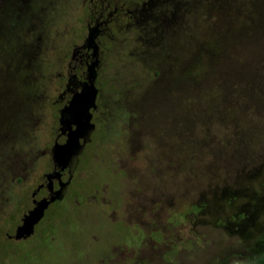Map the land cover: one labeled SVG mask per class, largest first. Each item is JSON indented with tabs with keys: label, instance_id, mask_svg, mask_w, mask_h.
<instances>
[{
	"label": "rangeland",
	"instance_id": "rangeland-1",
	"mask_svg": "<svg viewBox=\"0 0 264 264\" xmlns=\"http://www.w3.org/2000/svg\"><path fill=\"white\" fill-rule=\"evenodd\" d=\"M86 1L12 0L0 17V264L38 263L31 244L5 234L65 141L58 96L73 44L89 34ZM195 27L193 43L213 24ZM117 34L97 79L91 141L67 196L37 226L39 247L90 226L104 239L119 220L130 238L105 264H249L264 252V74L252 96L241 84L223 100L218 74H200L199 90L195 70L183 87L179 61L161 88L166 62L143 59L136 34Z\"/></svg>",
	"mask_w": 264,
	"mask_h": 264
},
{
	"label": "flooded vegetation",
	"instance_id": "flooded-vegetation-1",
	"mask_svg": "<svg viewBox=\"0 0 264 264\" xmlns=\"http://www.w3.org/2000/svg\"><path fill=\"white\" fill-rule=\"evenodd\" d=\"M86 8L88 10V31L96 32L97 37L91 45H88L89 34L85 36L81 43L73 44L71 59L67 64L66 79L62 82L63 89L58 98L64 102V105H66L73 94L82 89V85L88 80L89 66L96 62L95 85L98 88V94L96 98L97 106L92 110L94 115L100 105V88L97 85V79L103 57L110 47L107 43L117 39V31L128 30L132 35L136 34L134 39L136 43H139V48L142 52L140 54L141 57L162 64L164 60H162L161 54L167 41L164 36V29L168 26L165 23V14L171 12V0H89L86 1ZM169 36L170 34H167V37ZM158 74L161 76L162 72L159 71ZM60 136H64L65 140L67 138V136L62 134L61 131L59 132L58 137ZM54 168L55 165L53 162L52 170ZM47 173L43 175L42 180L31 194L32 208L35 205V200L50 195L48 179L46 177ZM65 176H67L66 179H64ZM68 178L69 173L68 169H66L63 171L62 179L66 181ZM53 187L54 189L59 188V182L57 179H54ZM67 192L65 197L67 196ZM59 201L62 200H57L51 203L48 209L52 204ZM30 209H28V211ZM48 209L41 221L47 215ZM113 222L110 223L113 224L115 230L111 231V235L104 239L99 236L97 232L93 231L91 226L86 228L82 227V231L69 232L64 230L56 232L44 248H40L38 245L40 238L34 237L37 234V226L39 223L35 226L34 233L27 238L16 239L14 237L16 228L22 223V220L21 223L16 226L13 233L7 232L5 235L7 240L27 242L31 244V251H35L37 254L38 263L36 264H54V262L59 259L62 260L61 264H105L106 261L110 259L113 248L116 245L123 244L125 240L130 238L129 232H126L120 227L119 220ZM96 244L100 245L99 248H101V252L97 253V255L92 253ZM53 250L58 253H53ZM59 251L63 256L66 254L64 258L62 257L63 259L56 256H61Z\"/></svg>",
	"mask_w": 264,
	"mask_h": 264
},
{
	"label": "trees",
	"instance_id": "trees-1",
	"mask_svg": "<svg viewBox=\"0 0 264 264\" xmlns=\"http://www.w3.org/2000/svg\"><path fill=\"white\" fill-rule=\"evenodd\" d=\"M11 2L0 0V17ZM206 21L213 24L210 35L204 40L197 38L193 43L196 22ZM165 23L167 41L161 57L166 63L161 65L164 70L157 86L166 88L172 82V68L179 61L183 87L195 70L198 89L203 80L200 74H218L223 100L233 90L240 89L241 84L243 89L240 90L245 96H252L260 86L259 77L264 74V0H171V12L165 14ZM31 47L35 51L37 42ZM179 47L186 52L177 59L175 54ZM215 114L219 115V111ZM0 138L3 139V135ZM249 264H264V252L250 259Z\"/></svg>",
	"mask_w": 264,
	"mask_h": 264
},
{
	"label": "water",
	"instance_id": "water-1",
	"mask_svg": "<svg viewBox=\"0 0 264 264\" xmlns=\"http://www.w3.org/2000/svg\"><path fill=\"white\" fill-rule=\"evenodd\" d=\"M97 37L96 32H89L88 45H91ZM96 65L92 63L88 68V80L82 85L79 92L73 94L69 102L60 109L59 130L67 136L64 142L55 141L51 150L55 168L46 174L50 195L35 200V205L27 211L22 223L17 226L15 238L22 239L31 236L35 226L44 217L49 205L57 200H63L68 186L73 178L87 143L91 141V135L95 130L92 121L93 112L96 108L98 88L95 85ZM68 169L69 178L62 179L63 171ZM54 179L59 182V188L54 189ZM40 189V187H39Z\"/></svg>",
	"mask_w": 264,
	"mask_h": 264
}]
</instances>
